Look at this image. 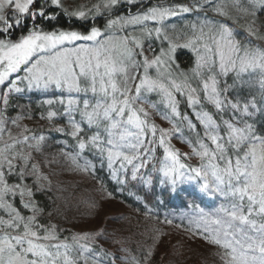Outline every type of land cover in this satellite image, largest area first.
<instances>
[{"label": "rangeland", "instance_id": "374dc122", "mask_svg": "<svg viewBox=\"0 0 264 264\" xmlns=\"http://www.w3.org/2000/svg\"><path fill=\"white\" fill-rule=\"evenodd\" d=\"M36 1L0 0V29L8 30L10 23L6 18L9 14H25L35 8ZM49 1L71 9L75 15L84 16L90 9L100 13L122 0ZM263 4L264 0H187L173 5H152L134 14L112 16L104 27H94L87 33L37 28L16 38H0V264H129L124 259L102 263L98 258H88L86 251L76 253L73 243L64 239L49 237L38 241L26 235L39 212L26 172H32L38 184L52 187H59L56 183L71 172L68 164L61 163L63 161L59 163L58 170H53L31 160L27 169L32 146L43 135L27 132L26 128L35 119L14 109L9 110L10 105L28 110L32 93L56 88L66 94L36 99L37 104H43L40 110L48 106L44 112H39L50 126L54 124L52 119L59 117L49 108V103L66 106L68 117L72 115L68 109L75 111L79 105L81 116L90 117L94 113L95 116L107 117L114 110L119 113L136 103L146 114L157 118L160 124L165 127L176 124L185 135V131L193 129L194 124L188 115H179L176 98L179 92L188 98L192 112L208 138L216 143L222 136V129L209 116L207 109L209 105L215 108L224 105L218 89L220 78L216 74L225 77L231 73L249 82V73H254L253 79L257 86L259 84L257 90L264 86V47L259 46L255 38L261 28L257 22L262 20L259 11ZM145 41H154L156 49H147L148 42L145 44ZM180 47L194 54L191 67L183 68L180 63L184 61L177 59L176 52ZM133 63L139 66L137 80L130 82L129 89L119 87L120 78ZM119 90L124 96L118 95ZM79 91L82 96L78 95ZM129 110L130 123L143 121L132 107ZM225 129L236 138L245 133V128L235 122L225 124ZM194 136L192 140L183 139L185 142L181 141L180 145L183 143L185 154L196 160L201 159L200 154L208 153L201 135ZM123 145L120 152L113 154V160L122 161L127 166L137 157V148L129 142ZM249 154L241 169L243 187L262 188L264 145L256 141ZM211 165L202 161L198 171L202 174L208 172V186L219 193V172L215 167L210 168ZM164 166L165 173L175 175L180 183L192 178L183 166L175 165L172 156ZM11 174L20 178L8 181ZM242 190L239 188L238 191ZM99 195V214L92 221L80 225L79 235L86 236L103 226L108 214L127 209L112 195ZM15 196L19 199V208L14 206ZM20 208L28 213L20 214ZM225 217L229 221H219L215 213L197 215L192 219L196 229L179 235L204 243L207 239L219 242L225 249L224 264H264L262 248L252 242L249 227L235 226L234 217ZM48 230L54 232L53 229ZM101 240L99 242L110 245L112 250L121 249L117 246L119 242Z\"/></svg>", "mask_w": 264, "mask_h": 264}, {"label": "trees", "instance_id": "16d2710c", "mask_svg": "<svg viewBox=\"0 0 264 264\" xmlns=\"http://www.w3.org/2000/svg\"><path fill=\"white\" fill-rule=\"evenodd\" d=\"M181 1L187 0H122L100 13L90 9L84 16H78L67 7L49 0L43 3L38 0L35 8L25 14H9L6 18L10 23L9 28L0 29V38H16L37 28L87 33L94 27H104L112 16L134 14L152 5H173ZM259 12L262 20L257 23L261 28L254 36L258 45L264 47V4ZM150 42L145 41L147 49L154 47L155 50L157 44ZM176 57L183 60L180 64L187 68L191 67L194 54L180 47ZM138 70L136 63L131 64L124 77L120 78L119 87L129 89L130 82L137 80ZM249 74V82L231 73L225 77L216 74L220 78L218 89L224 105L221 108L207 106L209 116L222 129V136L216 143L208 138L192 112L188 98L179 92L176 93L179 115H188L194 124V128L186 130L185 135L176 124L173 127L160 124L157 118L146 114L136 103L129 107L143 120L138 124L129 122V107L119 113L114 110L107 117L95 116L94 113L84 117L79 105L75 111L68 109V113L72 114L69 118L65 114L66 106L49 103V108L59 117L53 118L54 124L50 126L39 112H44L48 106L40 110L43 104H37L36 99L66 94L64 90L56 88L32 93L28 110L10 105L9 110L14 109L35 119L26 128L27 132L43 135L32 146L27 169L31 160L53 170H58L59 163L63 161L61 163L68 164L71 172V175L56 183L59 187L42 186L34 180L32 172H26L39 209L36 222L29 223L26 235L38 241L49 237L53 240L64 239L73 243L76 253L86 251L88 258H98L102 263L124 259L129 264H224L225 249L219 242L207 239L204 243L184 234L179 235L196 229L192 219L197 215L215 213L219 221H229L226 215L234 217L235 226L242 224L243 228L249 227L252 242L262 248L259 249L264 256V187L244 188L241 172L250 156L251 145L256 141L264 145V86L258 91L259 84L257 86V81L253 79L254 73ZM262 77L264 79V69ZM120 90L118 95L122 97L124 94ZM78 95L82 96V92L79 91ZM182 122L179 124L182 125ZM228 122L243 126L245 133L239 138L230 136L225 129ZM197 134L204 139L203 146L208 154H200L201 159L194 160L185 154L181 146L183 143H180L183 139H194ZM125 138L128 140L125 141ZM126 142L134 145L138 154L127 166L122 161L113 160V154L120 152ZM169 156L175 158L176 166L188 170L192 178L180 183L175 175L165 173L164 165ZM202 161L211 163L210 168L218 170L219 193L208 186V172L202 174L198 171ZM19 178L16 174L8 175V181ZM239 188L244 190L238 191ZM100 193L112 195L127 209L108 214L103 226L88 232L86 236L79 235L80 225L97 218ZM13 203L19 208L17 196L13 198ZM19 213L25 215L28 212L21 209ZM236 213L239 215H234ZM48 229L54 232L50 233ZM99 239L119 242L117 246L121 249L112 250L110 245L99 242Z\"/></svg>", "mask_w": 264, "mask_h": 264}]
</instances>
